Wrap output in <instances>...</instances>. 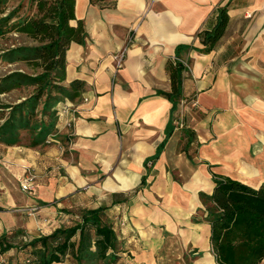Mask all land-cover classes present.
<instances>
[{"label": "crops", "instance_id": "obj_1", "mask_svg": "<svg viewBox=\"0 0 264 264\" xmlns=\"http://www.w3.org/2000/svg\"><path fill=\"white\" fill-rule=\"evenodd\" d=\"M223 7L225 34L203 52L199 35L216 25ZM75 14L85 38L68 50L66 82L83 81L85 90L59 106L71 112L59 117L50 145L0 143L7 180L0 207L45 202L41 217L57 219L48 235L69 216L103 206L121 243L116 264H160L157 252L166 248L174 264L188 253L192 264L217 263L211 225L205 212L198 217L205 210L200 194L213 193V175L264 182V0H76ZM130 38L125 66L116 71L113 54ZM176 54L192 66L183 91L199 99L202 165L178 148L177 127L168 135L173 105L160 93L172 91L168 62ZM28 166L38 174L34 199L16 185ZM34 227L23 213L0 211V234Z\"/></svg>", "mask_w": 264, "mask_h": 264}, {"label": "trees", "instance_id": "obj_2", "mask_svg": "<svg viewBox=\"0 0 264 264\" xmlns=\"http://www.w3.org/2000/svg\"><path fill=\"white\" fill-rule=\"evenodd\" d=\"M0 0V64L20 69L0 76V95L26 89L21 101L0 107V143L20 144L22 134L32 138L31 147L47 144L56 131L59 107L82 97L85 83H67V53L73 43L82 44L85 28L77 21L76 0ZM94 5H112L113 0H90ZM77 21V24H73ZM228 9L219 10L216 25L200 33L203 52L215 49L228 27ZM13 35L26 37L30 45L13 43ZM176 58L181 59L179 54ZM180 62H168L172 83L170 93H160L172 103L168 135L176 129L175 118L184 98L183 71ZM163 144L153 157H159ZM187 152V150H185ZM191 157V156H190ZM211 195L200 194L205 220L211 225L210 243L218 264H261L264 260V182L259 186L213 175ZM106 207L82 211L77 224L56 229L33 238L23 248L30 249L28 264H57L72 255L77 264H116L121 243ZM78 239V240H77ZM0 241V253L16 248L6 234ZM21 264V263H18Z\"/></svg>", "mask_w": 264, "mask_h": 264}, {"label": "rangeland", "instance_id": "obj_3", "mask_svg": "<svg viewBox=\"0 0 264 264\" xmlns=\"http://www.w3.org/2000/svg\"><path fill=\"white\" fill-rule=\"evenodd\" d=\"M20 0H14L13 2H10L11 5H17L19 4ZM13 43L17 45H30L32 42L28 40L24 36L20 35H13L12 40ZM4 44L3 42L0 43V47H2ZM188 66L187 71L185 72V76L189 78L191 76V62L189 60H184ZM19 66H4L3 64H0V76H3L10 71L20 69ZM186 92V91H185ZM29 94V90L22 89V90H16L9 94L0 95V107L2 105H8V104H14L21 100H23L27 95ZM2 110V109H0ZM200 105H199V99L197 96V92L188 90L187 93H185V97L180 100L178 111L176 112V118H175V126L177 127V146L182 147L183 149L187 150L189 156H191L192 159H194L198 164L202 165L203 162H201L200 159V152L204 149V146L207 144V139L203 138L201 126H200ZM2 121H0L1 123ZM56 137V131L53 135H50L48 137L47 144H41L40 146L34 147L35 149H40L42 146L43 148L47 145H50L49 142L52 139H55ZM32 138L28 134H22L21 141L19 146H26L29 148L31 147ZM18 146V145H17ZM31 171L35 173L38 179V174H36V170L32 169V167H26V172ZM36 179V182H37ZM7 181V180H6ZM5 181V182H6ZM21 181L17 180V187L19 190L21 189ZM4 180L0 175V197H4L6 195L5 193V187H4ZM36 187V185H35ZM37 190V187H36ZM23 194L28 195L29 197L34 199V196H37L38 190L34 194H29L26 192H23ZM36 200L37 203H33V205H17L15 207H0V211L5 210L7 212H17V213H23L24 215L33 218L34 224L36 227H34V231L32 233H28L27 230L23 228H18L16 230L9 231L7 233L0 234V241L4 242L5 240H2V236L6 234L7 241L9 244H12L16 248L11 249L7 251L4 254L0 253V264H28L29 262L26 259H29L31 257L30 254H28V250L23 248L24 244H27L32 240L33 238L40 237L46 235L47 232L52 230V228L56 225L54 223L57 221V219H52L53 221H47L45 218L41 217V214L39 213L41 207H45V202H39ZM94 201V200H93ZM3 202V201H2ZM99 202V200H95L94 203ZM17 210V211H16ZM87 210V209H85ZM82 212V211H81ZM204 213V210H201L198 212V217H202V214ZM109 218V217H108ZM111 221L112 219L109 218ZM77 221L79 219H72V216H69L68 219L65 220V222L62 224L60 223V227L64 226H72L77 224ZM64 225V226H63ZM115 226V224H113ZM120 226V223H119ZM166 239H169V235L166 234ZM78 240V239H77ZM170 249L157 252V258L158 262L160 264H174L171 263L172 257H169ZM185 263L184 264H192V259H190V254H186L185 256ZM65 264H77L76 260L72 257V255H68L65 259ZM181 261V259H180ZM182 262V261H181ZM217 264V263H215Z\"/></svg>", "mask_w": 264, "mask_h": 264}, {"label": "built area", "instance_id": "obj_4", "mask_svg": "<svg viewBox=\"0 0 264 264\" xmlns=\"http://www.w3.org/2000/svg\"><path fill=\"white\" fill-rule=\"evenodd\" d=\"M132 44V39L130 38L128 41V44L122 48H120L116 53L113 54V60L115 62V68L116 71H120L124 68L125 63H126V59L128 56V52H129V47ZM173 63L176 62H180L183 64L184 66V71H183V75L185 74V72L188 69V66L186 64V62L182 59L179 58H174ZM71 112V106L65 105L61 110H60V114L59 116H64L68 113ZM71 123V121L68 123V125ZM70 126V125H69ZM36 179L37 176L35 175V173L28 171L27 173H25L22 181H21V189L23 192L29 193V194H34L36 192ZM123 225V223H122Z\"/></svg>", "mask_w": 264, "mask_h": 264}]
</instances>
